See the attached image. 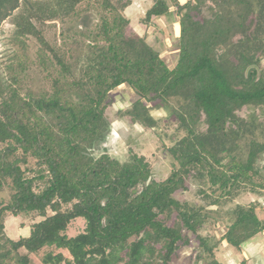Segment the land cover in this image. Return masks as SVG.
I'll return each mask as SVG.
<instances>
[{
	"label": "trees",
	"instance_id": "1",
	"mask_svg": "<svg viewBox=\"0 0 264 264\" xmlns=\"http://www.w3.org/2000/svg\"><path fill=\"white\" fill-rule=\"evenodd\" d=\"M152 1L142 21H174L173 64L130 32L133 0L15 3L0 65V191L11 189L0 202V264H33L46 247L70 257L50 250L45 264H172L191 234L198 256H210L204 264H223L215 256L223 242L242 250L264 233L258 202L230 209L220 238L203 233L218 221L211 205L264 193V117L241 113L264 115V0ZM122 85L136 98L120 114L155 127L152 107L167 106L183 131L168 148L175 164L164 180L132 149L124 161L93 153ZM191 178L205 204L175 197ZM34 212L42 219L28 236L5 232L8 216ZM77 218L85 228L69 235Z\"/></svg>",
	"mask_w": 264,
	"mask_h": 264
},
{
	"label": "rangeland",
	"instance_id": "2",
	"mask_svg": "<svg viewBox=\"0 0 264 264\" xmlns=\"http://www.w3.org/2000/svg\"><path fill=\"white\" fill-rule=\"evenodd\" d=\"M152 3V0H133L127 10V14L131 20L130 32L147 36L148 41L162 52L169 63L173 64L178 59V29L176 31L174 21L168 18L156 20V24L159 27L146 26L142 20ZM12 18L11 16L4 20L1 26L0 65L5 62L9 51L8 41L14 31ZM93 19L95 20V18ZM262 64L264 66V61ZM37 78V75H35V86L39 85ZM111 94L113 103L108 109L111 129L106 137V141L97 146L93 150V153L98 156L106 150L112 156L124 161L128 158L129 151L132 149L134 152L147 157V160L152 165L154 179L158 181L166 179L171 174L175 164V159L171 156L168 148L183 135V131L179 130L177 121L174 120L170 108L167 106L152 107L151 115L157 121V125L155 127H147L143 123L135 122L129 116L119 113L120 110L129 108L136 98L133 90L129 86L122 85L113 90ZM152 104L149 103L148 105ZM250 112L259 113L262 119L264 117L261 111L254 108H245L241 113L247 116ZM188 186V190L176 192L175 197L182 201L187 200L194 205L205 204V199L199 193L200 185L193 178L189 179ZM10 198L11 189L5 186L0 191V202H8ZM251 202H258L257 214L261 219H264V193H242L233 201L210 206L211 209L216 210L218 221L208 224L203 233H210L220 238L227 229L226 213L237 204L248 205ZM41 219L42 217L35 212L22 217L8 216L6 218L5 232L13 239L28 236L32 224ZM84 228V219L77 218L71 223L68 234L74 236L83 231ZM191 236V244L181 247L178 250L173 258L172 264H204L210 259L208 254H204L203 258L198 256V254H202V249L195 236L193 234ZM50 250L55 254L62 252L65 256L70 257V253L66 249L46 247L38 253L31 254L33 264H45L43 258ZM215 256L223 264H242L243 260H245L244 264H264V233L245 244L242 250H238L236 247L229 246L227 242H223L215 250ZM61 264L66 263L63 261Z\"/></svg>",
	"mask_w": 264,
	"mask_h": 264
},
{
	"label": "flooded vegetation",
	"instance_id": "3",
	"mask_svg": "<svg viewBox=\"0 0 264 264\" xmlns=\"http://www.w3.org/2000/svg\"><path fill=\"white\" fill-rule=\"evenodd\" d=\"M22 0H0V31L1 26L7 18L13 16L19 7H14L16 2Z\"/></svg>",
	"mask_w": 264,
	"mask_h": 264
}]
</instances>
